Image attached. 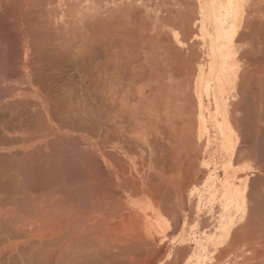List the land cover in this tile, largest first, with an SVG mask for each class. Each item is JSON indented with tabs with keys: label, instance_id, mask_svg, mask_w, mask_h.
<instances>
[{
	"label": "bare ground",
	"instance_id": "obj_1",
	"mask_svg": "<svg viewBox=\"0 0 264 264\" xmlns=\"http://www.w3.org/2000/svg\"><path fill=\"white\" fill-rule=\"evenodd\" d=\"M167 1L201 53L182 130L159 55L116 41L128 0H0V264H264L263 178L204 147L214 127L264 148V5Z\"/></svg>",
	"mask_w": 264,
	"mask_h": 264
},
{
	"label": "rangeland",
	"instance_id": "obj_2",
	"mask_svg": "<svg viewBox=\"0 0 264 264\" xmlns=\"http://www.w3.org/2000/svg\"><path fill=\"white\" fill-rule=\"evenodd\" d=\"M164 1L166 3H164L163 5L161 0H128L127 10L124 13V15H126V22H125L126 24L124 25L126 28V34H124V31H122L120 24L116 32V38L117 37L120 38L117 39L116 41H119L122 37L126 38L127 40L126 52L131 54L130 52L132 51L131 56L133 59H135L137 55L140 56L143 54L156 53L159 55V57L155 58V60L153 61L152 67L153 68L156 67L160 71L166 70L168 71V74L166 76H162L161 79H159L158 81L157 80L153 81L154 82L153 86L159 87V93L160 91L162 92V88H165L162 101L174 100V102H176L179 105L180 114L178 118V126L182 130L186 125L185 122H187V117L191 113L192 107L196 109L198 113V110L196 108L197 106L195 104L196 100L195 97L193 96L192 81L195 72L197 70L198 60L200 59V57L189 56L191 55L192 52L190 51L189 46L190 43H192L193 40L192 37L194 34V32L192 33L191 31L192 27L191 28L189 27L191 31L190 34L185 36L183 35L181 38V40L186 44H182L180 39L179 41L175 42L173 40L172 34L171 35L168 34L169 33L168 30L172 28L168 26L169 23L168 22H167L168 24L166 23V19L170 20L171 23L170 25L173 26V28L178 29V27H180L179 24L181 22L180 20L181 17H180V9L178 6L177 8L174 6L173 4L174 1L169 6H168V1L167 0ZM260 2L264 5V0H260ZM187 3L190 6L192 4V0H187ZM168 9H171L175 13L170 12L171 10H169L168 12ZM122 12H123L122 5L118 2L116 5V15L118 19L122 17ZM176 14H177V18H176ZM183 14L186 15V18L185 21L182 20L181 22L182 26L184 25V23L186 26V21H188L189 25H191L193 21V18L191 20L193 13H191V11L189 10L188 12H184ZM130 16H134L133 19H131L132 17ZM164 26H168L167 30L166 27ZM120 32L123 33L121 34ZM130 35L132 37H130ZM121 41L122 39L120 40V42ZM120 42H118V45H120ZM121 48L122 47L119 48L118 46H116V51H121L122 50ZM191 49L194 50V45L193 48ZM193 52L195 53V51ZM262 59L263 58H260L257 55L256 63H254V66L252 67L253 71L259 72L264 69V64H261ZM154 63H156V65ZM170 87H173V90L171 89V92H170ZM210 93H211L210 96H212V100L218 102L216 103V109L218 110L219 107L222 110L226 109V105L222 104L220 106L219 104L220 102H224V98H220V96H218V91L215 94H212L213 91L211 89ZM237 99L239 98L233 99L235 100V103L236 102L238 103ZM236 127L239 128V126L237 125ZM213 128H212L213 133H211V135H208V137L206 138L207 140L206 146H204L207 152H209L207 153V155L210 158L209 160L211 161V166H214V164L217 163L215 158L216 152L219 151L221 155V152L224 151L226 155V150H227V152L229 153L226 156H224V161H222L221 165L226 167L225 171L226 174L228 175V179L230 175L234 174L235 176H237L238 173L240 174V170L238 168L237 163L240 161L243 162V160L245 161L247 160L246 161L247 163L252 162L257 167L258 172L261 175V178H263L264 180V148L263 149L253 148L255 151L253 149L251 151L250 148L246 147L248 148L246 149L245 147H243L244 144L242 141H244V138L240 137L237 143V139L235 136H228L224 134L220 135L218 129L217 128L213 129ZM180 135H182L181 136L182 142L180 141V146L177 147L178 152L181 149H183V144L185 145L186 143L189 142L187 135L185 136L184 134L183 136L182 132H180ZM225 142H228L227 145L223 144ZM230 155H232V158ZM226 174L224 175L222 180H226L225 178ZM249 175L250 174L248 172V177ZM147 264H151V263L148 262Z\"/></svg>",
	"mask_w": 264,
	"mask_h": 264
},
{
	"label": "crops",
	"instance_id": "obj_3",
	"mask_svg": "<svg viewBox=\"0 0 264 264\" xmlns=\"http://www.w3.org/2000/svg\"><path fill=\"white\" fill-rule=\"evenodd\" d=\"M180 24H182V23H180ZM179 24V25H180ZM208 25H213V23L212 22H209V23H207ZM197 25H199V22H197L196 23V26ZM180 26H182V25H180ZM193 25L191 24V25H189V22H187L186 21V26H185V23H184V25H183V28L181 29V30H179V29H177L178 30V32H179V35H180V37H179V39H180V41L182 42V44H186L185 42L183 43V41L181 40V38H182V36L184 35H188V34H190V28L192 27ZM190 27V28H189ZM172 30V29H171ZM175 30H176V28H175ZM169 33H171V31H168ZM194 31H192V33H193ZM192 43H190V46H189V48H190V51H192L191 52V55H189V56H198V57H200L201 56V53H200V51H199V40L198 39H196V36L194 37H192ZM235 42H238L236 39H235ZM193 45H195L194 46V50L193 49H191V48H193ZM182 47H184V46H182ZM193 51H195V53L193 52ZM213 264H228V257H227V253H222V252H215V253H213Z\"/></svg>",
	"mask_w": 264,
	"mask_h": 264
}]
</instances>
